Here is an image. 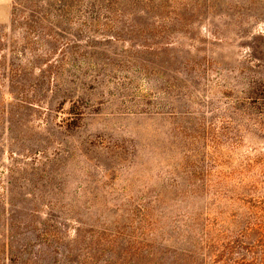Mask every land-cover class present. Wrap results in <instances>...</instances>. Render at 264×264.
Segmentation results:
<instances>
[{"label": "rangeland", "instance_id": "obj_1", "mask_svg": "<svg viewBox=\"0 0 264 264\" xmlns=\"http://www.w3.org/2000/svg\"><path fill=\"white\" fill-rule=\"evenodd\" d=\"M208 179L264 192V0H0V264H193Z\"/></svg>", "mask_w": 264, "mask_h": 264}, {"label": "trees", "instance_id": "obj_2", "mask_svg": "<svg viewBox=\"0 0 264 264\" xmlns=\"http://www.w3.org/2000/svg\"><path fill=\"white\" fill-rule=\"evenodd\" d=\"M258 183L251 182L252 186H259ZM216 185L215 179H208L205 184L207 198L214 201V208L207 207L203 214L190 212L184 221L188 236L194 239V255L203 257V264H264V192L254 187L253 194L236 197L235 201L241 200L244 205L228 221L222 211L215 209L216 202L224 198ZM144 212L142 216L149 213ZM194 257L192 263L198 264Z\"/></svg>", "mask_w": 264, "mask_h": 264}]
</instances>
